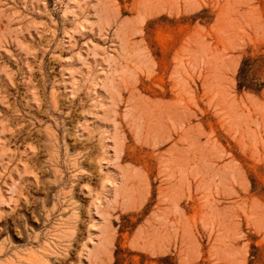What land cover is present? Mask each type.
I'll use <instances>...</instances> for the list:
<instances>
[{"label":"rangeland","instance_id":"obj_1","mask_svg":"<svg viewBox=\"0 0 264 264\" xmlns=\"http://www.w3.org/2000/svg\"><path fill=\"white\" fill-rule=\"evenodd\" d=\"M30 258L264 264V0H0V264Z\"/></svg>","mask_w":264,"mask_h":264},{"label":"bare ground","instance_id":"obj_2","mask_svg":"<svg viewBox=\"0 0 264 264\" xmlns=\"http://www.w3.org/2000/svg\"><path fill=\"white\" fill-rule=\"evenodd\" d=\"M2 250H3V249H2ZM42 255H43V254H42ZM30 256H31V255H30ZM37 256H38V255H37ZM37 256H33V257H37ZM43 257H44V255H43ZM38 258H39V256H38ZM38 258H35V259H34V258H33V259L30 258V260H32V261H31L32 264H38L39 262L36 260V259H38ZM41 260H42V258H41ZM41 260H40V261H41ZM20 262H21V260H20ZM40 263H41V262H40Z\"/></svg>","mask_w":264,"mask_h":264}]
</instances>
